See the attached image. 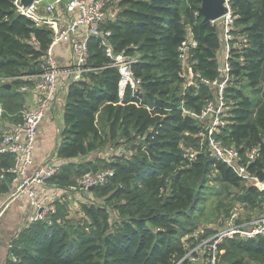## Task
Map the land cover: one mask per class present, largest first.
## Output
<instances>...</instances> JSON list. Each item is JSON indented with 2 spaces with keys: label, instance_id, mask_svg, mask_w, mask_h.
Listing matches in <instances>:
<instances>
[{
  "label": "trees",
  "instance_id": "16d2710c",
  "mask_svg": "<svg viewBox=\"0 0 264 264\" xmlns=\"http://www.w3.org/2000/svg\"><path fill=\"white\" fill-rule=\"evenodd\" d=\"M15 1L0 0V81L20 78L22 86V78L39 73L51 31L17 15ZM201 2L116 4V17L105 24L111 32L109 43L115 53L135 60L131 71L140 80L139 92L126 88L122 99L118 72L107 68L110 61L99 40H88V66L93 71L67 87L63 141L56 153L63 166L48 184L66 183L72 160L104 147L118 150L109 155L106 166L113 176L104 186L83 193L95 192L105 204H114H83L87 218L76 222L54 216L51 225L31 223L13 243L9 264H175L187 254V246L209 237L211 232L196 223L209 184L241 189L242 181L201 149V125L181 113V103L197 115L212 98L205 85L183 87L178 49L188 33L197 43L190 51L194 71L208 81L219 77V27L198 15ZM231 7L234 34L245 36L248 47L229 61L233 80L226 90L228 124L218 139L236 147L243 162L247 153L258 149L248 171L264 181V0H232ZM10 88L0 87L1 99H14ZM10 164L0 159V169ZM263 198L264 192L248 187L238 200L258 206ZM218 251L242 257L230 264H244V259L264 264V238L225 239Z\"/></svg>",
  "mask_w": 264,
  "mask_h": 264
},
{
  "label": "built area",
  "instance_id": "2783aa9c",
  "mask_svg": "<svg viewBox=\"0 0 264 264\" xmlns=\"http://www.w3.org/2000/svg\"><path fill=\"white\" fill-rule=\"evenodd\" d=\"M109 1L68 0V3L62 7L63 0H35L28 7H25L20 0L14 2V11L17 15L26 18L37 28H46L51 31V42L39 64V73L22 78L26 83L18 90L21 95L29 96V106L25 107L17 121L6 122L2 126L0 136V159L7 158L11 161L8 167L0 169V182H5L7 178L16 181L17 187L11 198L28 201L32 209L29 224L46 222L51 225L52 218L57 215L52 200L46 199L43 193L48 182L59 174L63 162L55 155L42 166L31 170L33 153L39 126L53 109L60 83L68 87L72 82L82 81L86 73L93 71L88 66L90 38L99 40L105 57L110 61L107 68L115 69L119 74V99L123 98L126 88H129L132 94L139 92L140 80L136 79L131 71V65L135 60L122 53H115L109 43L111 32L105 28V24L113 20L117 12L116 7L112 10L108 9ZM231 4L232 0H223L222 7L225 14L218 20L210 22L219 27L221 41L217 70L219 77L216 80L202 79L200 74L194 71V63L190 61V51L197 47V43L189 33L178 49V59L185 79L184 89L198 88L201 84L207 86L212 92V98L206 101L199 114H193L184 107L183 103L180 104V108L184 116L190 117L201 125L197 134L201 149H205L215 161L230 168L242 183H248L250 187L264 192V181H259L248 171V166L255 160L258 149H252L247 153L246 161L243 162L236 147L227 146L218 139V135L228 124L226 90L233 80L229 61L233 53H242L248 47L245 36L238 37L234 34L236 15ZM62 44L70 47L73 57V64L65 69L59 67L54 55V49ZM239 61L243 63L242 58ZM0 83H4V80ZM3 113L0 101V121ZM112 176L111 169L96 175H84L67 187L68 199L72 200L76 192L85 193L91 188L104 186ZM3 211V204L0 203V218ZM239 216V213L235 211L222 230L188 250L187 254L175 264H180L184 260L191 264H216L218 246L225 239L264 238V213L245 224H237Z\"/></svg>",
  "mask_w": 264,
  "mask_h": 264
},
{
  "label": "rangeland",
  "instance_id": "374dc122",
  "mask_svg": "<svg viewBox=\"0 0 264 264\" xmlns=\"http://www.w3.org/2000/svg\"><path fill=\"white\" fill-rule=\"evenodd\" d=\"M120 0H110L108 3V9L112 10L115 8L116 4ZM24 72L25 70H20ZM25 75H21V78ZM21 83L20 78L14 79H6L4 83H0V87L3 85L12 86V93L14 95V99H1V104L3 107V118L0 121V126L5 125L7 121H17L20 117V114L28 107L27 101H25V97L18 94V90L21 87L19 84ZM67 84V83H66ZM20 86V87H19ZM115 151L118 150H108V148L104 147L97 150L95 153L88 154L84 157L77 158L72 160V165L74 167L71 168L69 172V180L66 183H62L59 181L52 182L51 184L55 187L54 196H50L46 199L52 200L56 211L57 218L62 220L63 222L68 221H79L80 219H86L87 216L82 211L81 206L83 204L89 205L91 202L102 204V206L109 207L114 204L112 203H104L103 200L105 198L99 197L97 193H90L89 195H85L82 192H76L75 196H72V200L68 199L67 187L74 183L77 179L83 177L86 174L96 175L99 172L106 171V166L109 163V155H112ZM90 163L91 166L85 168L86 165ZM213 178V176L211 177ZM220 184L212 182L209 184V188L211 190L205 192L204 200L200 202V211L198 213V219L196 221L199 229L210 231L209 236L218 233L222 230L231 214L235 211L239 213V217L237 219V224H245L250 222L253 219H256L263 215L264 213V198L262 202L258 206L246 205L241 203L238 198L243 194L244 190L250 185L248 183H242L241 189H221ZM4 200V199H2ZM0 201V203L2 202ZM18 201L20 199H17ZM7 201V200H6ZM6 201L4 202L3 208L6 209ZM16 202V201H15ZM102 202V203H101ZM18 203V202H16ZM2 204V203H1ZM71 221V222H72ZM234 239L240 240L239 237ZM198 243V244H197ZM201 241H196L192 246H187V249H192L194 245H200ZM225 251L219 252L216 256V264H230L234 260L241 259L242 257L236 253L230 252L225 254ZM244 264H256L254 261L249 259H244Z\"/></svg>",
  "mask_w": 264,
  "mask_h": 264
},
{
  "label": "crops",
  "instance_id": "0c3cea01",
  "mask_svg": "<svg viewBox=\"0 0 264 264\" xmlns=\"http://www.w3.org/2000/svg\"><path fill=\"white\" fill-rule=\"evenodd\" d=\"M54 55L61 69H65L73 64L71 49L66 44L56 47L54 49ZM10 89L11 88L8 90ZM66 92L67 86H64L61 82L53 109L39 126L31 170H35L52 159L62 144L63 113L66 104ZM22 96L25 97V101L28 103L29 96ZM5 184L6 185H3L1 183L6 190L0 191V201L4 199L1 203L4 205V202L7 200L5 203L7 207L4 209L0 218V264H9L12 245L19 235L30 225L28 220L32 213V209L26 199H20L18 201L17 199L11 198V195L17 187L16 181L14 179H9ZM55 191V187L51 183L47 184L44 188L43 196L52 197L56 194ZM75 194L73 196H75Z\"/></svg>",
  "mask_w": 264,
  "mask_h": 264
},
{
  "label": "water",
  "instance_id": "95a60500",
  "mask_svg": "<svg viewBox=\"0 0 264 264\" xmlns=\"http://www.w3.org/2000/svg\"><path fill=\"white\" fill-rule=\"evenodd\" d=\"M20 1L25 7H28L35 0H20ZM67 3L68 0H63L61 7ZM222 4H223V0H202L201 5L198 9V15L203 18L204 22L216 21L225 14V10L222 7ZM5 88L9 89L10 86L5 85ZM92 190H93L92 188L89 189V191Z\"/></svg>",
  "mask_w": 264,
  "mask_h": 264
}]
</instances>
